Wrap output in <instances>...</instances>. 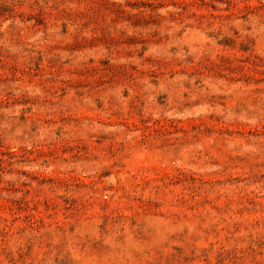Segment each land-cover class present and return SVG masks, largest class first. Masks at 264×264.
I'll use <instances>...</instances> for the list:
<instances>
[{
  "label": "rangeland",
  "instance_id": "rangeland-1",
  "mask_svg": "<svg viewBox=\"0 0 264 264\" xmlns=\"http://www.w3.org/2000/svg\"><path fill=\"white\" fill-rule=\"evenodd\" d=\"M0 264H264V0H0Z\"/></svg>",
  "mask_w": 264,
  "mask_h": 264
}]
</instances>
